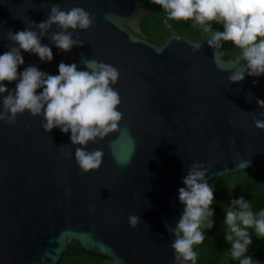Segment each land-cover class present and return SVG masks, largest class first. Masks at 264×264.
<instances>
[{"label": "water", "instance_id": "1", "mask_svg": "<svg viewBox=\"0 0 264 264\" xmlns=\"http://www.w3.org/2000/svg\"><path fill=\"white\" fill-rule=\"evenodd\" d=\"M56 4L96 17L91 29L73 34L83 46L61 52L45 37L41 42L52 48L54 59L41 62L22 52L19 71L34 65L58 75L61 62L86 70L82 58L111 64L121 72L113 87L124 119L105 140L89 143L88 151L102 150L104 157L101 168L86 175L76 163L70 132L48 133L43 117L28 112L14 125L0 122V264H59L66 252L108 264H174L166 222L175 226L180 219L178 190L191 164L212 165L208 182L247 172L264 186V130L251 115L264 119L255 102L264 100V75L231 84L229 66L238 54L217 50L218 67L207 36L148 38L142 18L163 10L150 0H0V55L11 43L8 30L46 20ZM117 159L129 162L124 166ZM237 160L247 166L237 167ZM130 215L140 216L137 228L130 226Z\"/></svg>", "mask_w": 264, "mask_h": 264}, {"label": "clouds", "instance_id": "2", "mask_svg": "<svg viewBox=\"0 0 264 264\" xmlns=\"http://www.w3.org/2000/svg\"><path fill=\"white\" fill-rule=\"evenodd\" d=\"M166 13L164 24L172 27L169 21L192 22L193 28L207 34L208 47L218 67H222L219 53L225 42H230L238 50L235 63L229 67L227 79L241 83L245 76L264 75V0H150ZM96 17L81 7L63 10L59 4L50 8L47 19L36 23L30 21L22 31L8 30V51L0 55V97L2 110L0 122L14 125L17 117L25 112L33 117L42 116V127L48 133L59 128L63 133H71V144L75 148V160L82 174L99 170L104 152L99 149L87 150L89 143H99L120 129L124 113L119 111L122 99L113 85L118 84L121 72L111 64L95 59L82 58L80 63L86 70H78L77 64L61 62L58 75L40 71L25 64L24 53L38 55L41 62L54 59L52 48L42 44L47 39L61 52H71L73 47L83 46V41L73 38L76 30L87 31L95 24ZM219 25L220 27H214ZM55 26L56 30L52 31ZM222 29V30H221ZM71 30V31H70ZM51 32V34H49ZM194 52L200 50V43ZM16 82L14 89L6 83ZM42 89V91H39ZM256 104L264 109V100L256 98ZM255 127L264 130V119L251 113ZM264 117V112L260 113ZM126 134V130H125ZM235 144V138L230 140ZM83 146V147H80ZM62 150L64 146L61 145ZM73 153L68 149L65 158ZM222 159L218 156L217 161ZM129 161L117 163L126 166ZM248 162L236 161L237 167H246ZM211 164L194 162L183 178L185 187L178 190L179 202L184 206L175 226L166 222L168 232L174 237L171 247L174 264H197L198 253L195 246L205 240L202 229L215 226L214 188L206 177ZM71 196V191L67 193ZM225 210L223 226L227 227L225 240L231 244L230 256L239 264H259L247 255L253 244L250 230L258 239H264V211L258 214L251 210V204L244 196L232 199ZM149 207H152L149 202ZM129 224L137 228L140 216L130 215Z\"/></svg>", "mask_w": 264, "mask_h": 264}, {"label": "trees", "instance_id": "3", "mask_svg": "<svg viewBox=\"0 0 264 264\" xmlns=\"http://www.w3.org/2000/svg\"><path fill=\"white\" fill-rule=\"evenodd\" d=\"M165 17L166 13L163 10L144 16L141 20L142 32L155 41H162L172 34H180L191 40H199L207 36L199 28H193L191 21H169L172 27L168 28L164 24ZM214 27L219 28L220 26L214 25ZM221 53L224 56H232L238 54V50L230 42H225ZM209 183L214 188L215 201L212 207L215 213L213 218L215 226L210 230L202 229L205 240L194 249L198 253L197 264H239V261H234L231 258L229 252L231 244L225 240V233L228 230L226 226H223L224 209L227 210L231 206L232 199L244 196L251 204V210L254 213L258 214L260 211H264V186L247 172L217 178ZM250 232L253 244L247 255H250L254 261H259V264H264V239H258L254 231L250 230ZM59 264H108V262L84 253L66 252L62 255Z\"/></svg>", "mask_w": 264, "mask_h": 264}]
</instances>
